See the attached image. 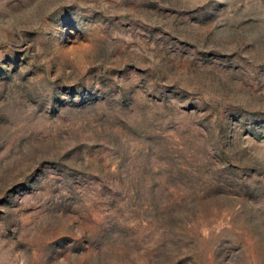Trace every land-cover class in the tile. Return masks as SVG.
<instances>
[{
    "label": "rangeland",
    "instance_id": "1",
    "mask_svg": "<svg viewBox=\"0 0 264 264\" xmlns=\"http://www.w3.org/2000/svg\"><path fill=\"white\" fill-rule=\"evenodd\" d=\"M0 264H264V0H0Z\"/></svg>",
    "mask_w": 264,
    "mask_h": 264
},
{
    "label": "clouds",
    "instance_id": "2",
    "mask_svg": "<svg viewBox=\"0 0 264 264\" xmlns=\"http://www.w3.org/2000/svg\"><path fill=\"white\" fill-rule=\"evenodd\" d=\"M91 48L88 44H80L79 46H72L69 47L66 51V55L70 58V59H77L78 55L83 54V53H87L90 52Z\"/></svg>",
    "mask_w": 264,
    "mask_h": 264
}]
</instances>
